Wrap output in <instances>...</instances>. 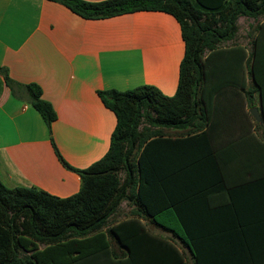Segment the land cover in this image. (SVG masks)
<instances>
[{
	"label": "trees",
	"instance_id": "16d2710c",
	"mask_svg": "<svg viewBox=\"0 0 264 264\" xmlns=\"http://www.w3.org/2000/svg\"><path fill=\"white\" fill-rule=\"evenodd\" d=\"M49 1L86 20L141 11L168 13L180 24L185 54L174 96L151 85L98 91L117 120L109 150L100 160L86 169L73 168L53 144L62 164L80 177L76 194L59 198L35 187L8 188L0 181V264H120L117 260L123 255H128L127 263L138 264L133 260L145 253L143 247L150 240L148 251L153 254L157 251L154 242L160 241L161 253L176 255L177 249L151 235L138 217L155 213L146 193L160 190L165 179L201 175L223 176L221 185L235 209L237 235L230 244L237 249L225 254L223 264H264V250L254 259L249 247L252 239L264 242V197L258 200L249 194H264V21L256 26L249 48L225 45L235 39L240 17L257 20L264 16V0ZM0 72L14 93L20 85L5 68ZM25 88L31 104L51 128L57 119L54 107L43 98L39 85ZM225 92L245 97L249 109L254 108V94L259 95L263 123L251 112L245 114L252 120L250 127L257 128V134L250 137L257 144L259 164L236 166L240 141L231 136L221 150L213 143L210 128L237 124V114L224 116L222 122L219 119L223 116L219 102ZM236 109L238 104L228 107L229 112ZM165 129L183 133L170 137ZM250 200L260 203L252 205ZM123 202L134 206L131 217L112 225L111 218ZM182 240L196 264L220 262L216 256L209 261L212 251L203 252L192 236ZM238 251L247 252L241 262H235Z\"/></svg>",
	"mask_w": 264,
	"mask_h": 264
},
{
	"label": "crops",
	"instance_id": "0c3cea01",
	"mask_svg": "<svg viewBox=\"0 0 264 264\" xmlns=\"http://www.w3.org/2000/svg\"><path fill=\"white\" fill-rule=\"evenodd\" d=\"M184 54L180 24L168 13L141 11L86 20L49 0H0V70L5 68L9 78L20 85L13 93L0 72V181L8 188L35 187L59 198L76 194L80 177L62 164L54 145L76 169H86L100 160L109 150L117 120L98 91L151 85L166 96H174ZM31 83L41 87L43 98L56 111L51 128L31 104L25 88ZM254 98V108L260 111L259 95L255 93ZM237 104L238 109L228 111L230 105ZM219 105L221 122L229 114L238 117L234 126L209 129L217 149H223L231 136L240 141L235 165L259 164L257 144L250 137L257 134V128L250 127L252 120L245 115L251 110L246 98L225 92ZM182 133L165 129L170 137ZM221 181L225 179L220 175L171 176L160 190L147 192L155 213H141L139 221L151 235L167 240L179 253H161L163 244L155 241L157 251L153 254L148 251L150 240L143 247L145 253L133 261L196 264L182 240L192 236L203 252L212 251L209 261L221 257L217 263L223 264L225 254H234L237 249L230 244L237 235V224L235 209L229 206ZM249 194H255L258 200L264 197L261 192ZM133 208L123 202L110 223L129 219ZM121 211L123 219L116 220ZM249 247L257 259L264 242L252 239ZM246 255L238 251L235 262ZM117 261L133 264L127 263L128 255Z\"/></svg>",
	"mask_w": 264,
	"mask_h": 264
},
{
	"label": "rangeland",
	"instance_id": "374dc122",
	"mask_svg": "<svg viewBox=\"0 0 264 264\" xmlns=\"http://www.w3.org/2000/svg\"><path fill=\"white\" fill-rule=\"evenodd\" d=\"M263 21H264V16L259 17L257 20L249 17H240L238 19V33L235 39L225 43V45L230 46L234 44H240L249 47V43L251 39L255 36L256 26ZM123 217H124L123 211H121V213H119L115 217V219L119 220V219H123Z\"/></svg>",
	"mask_w": 264,
	"mask_h": 264
},
{
	"label": "water",
	"instance_id": "95a60500",
	"mask_svg": "<svg viewBox=\"0 0 264 264\" xmlns=\"http://www.w3.org/2000/svg\"><path fill=\"white\" fill-rule=\"evenodd\" d=\"M251 114L253 115L254 119L259 122V123H263V119H262V116H261V113L259 111L258 108H252L250 110Z\"/></svg>",
	"mask_w": 264,
	"mask_h": 264
}]
</instances>
